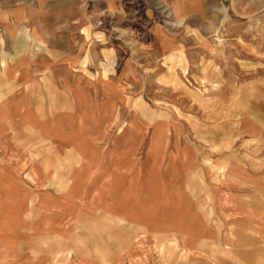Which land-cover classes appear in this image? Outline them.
I'll return each instance as SVG.
<instances>
[{
	"label": "rangeland",
	"instance_id": "rangeland-1",
	"mask_svg": "<svg viewBox=\"0 0 264 264\" xmlns=\"http://www.w3.org/2000/svg\"><path fill=\"white\" fill-rule=\"evenodd\" d=\"M0 36L8 58L87 45L131 101L183 117L208 166L203 211L225 235L187 244L96 221L73 238L40 237L27 252L0 243V264H246L232 232L249 223L264 235V0H0ZM240 165L253 173L248 182L233 175Z\"/></svg>",
	"mask_w": 264,
	"mask_h": 264
},
{
	"label": "crops",
	"instance_id": "crops-1",
	"mask_svg": "<svg viewBox=\"0 0 264 264\" xmlns=\"http://www.w3.org/2000/svg\"><path fill=\"white\" fill-rule=\"evenodd\" d=\"M1 40V244L27 252L40 237L73 238L96 221L143 236L182 235L187 244L223 237L203 211L208 166L183 117L154 116L149 104L131 101L123 79L98 65L87 45L8 58ZM233 170L241 182L253 174ZM238 225L234 257L264 264L263 230Z\"/></svg>",
	"mask_w": 264,
	"mask_h": 264
}]
</instances>
